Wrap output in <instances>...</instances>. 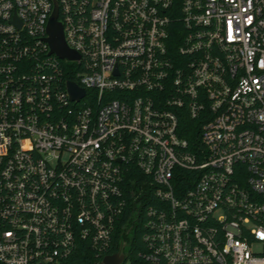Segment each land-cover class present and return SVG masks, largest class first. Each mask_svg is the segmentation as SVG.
<instances>
[{"label":"built area","instance_id":"obj_1","mask_svg":"<svg viewBox=\"0 0 264 264\" xmlns=\"http://www.w3.org/2000/svg\"><path fill=\"white\" fill-rule=\"evenodd\" d=\"M115 247L264 264V0H0V264Z\"/></svg>","mask_w":264,"mask_h":264},{"label":"water","instance_id":"obj_2","mask_svg":"<svg viewBox=\"0 0 264 264\" xmlns=\"http://www.w3.org/2000/svg\"><path fill=\"white\" fill-rule=\"evenodd\" d=\"M45 42L48 44L50 54H54L59 59L78 60V55L65 44L62 27L57 22L56 8L47 23ZM66 87L72 101H78L84 96V91L78 88L74 82L68 81ZM124 261V256L117 253L105 256L100 264H123Z\"/></svg>","mask_w":264,"mask_h":264},{"label":"trees","instance_id":"obj_3","mask_svg":"<svg viewBox=\"0 0 264 264\" xmlns=\"http://www.w3.org/2000/svg\"><path fill=\"white\" fill-rule=\"evenodd\" d=\"M74 64H72L73 66ZM69 78L73 79V76H69ZM187 123V122H186ZM188 123H189V120H188ZM133 246H134V249L136 248V251L140 248L139 247V237H138V234H136L135 238H134V241H133ZM136 246V247H135ZM117 252V248H112L111 250L108 251L107 255H112L114 253ZM96 263V259L94 258V256H89L87 259L79 262L78 264H95Z\"/></svg>","mask_w":264,"mask_h":264},{"label":"flooded vegetation","instance_id":"obj_4","mask_svg":"<svg viewBox=\"0 0 264 264\" xmlns=\"http://www.w3.org/2000/svg\"><path fill=\"white\" fill-rule=\"evenodd\" d=\"M126 248H124V249H122V250H120L119 251V254H122L123 256H124V259H125V255H124V252H126ZM115 254H117V253H115ZM112 255H114V254H112Z\"/></svg>","mask_w":264,"mask_h":264},{"label":"rangeland","instance_id":"obj_5","mask_svg":"<svg viewBox=\"0 0 264 264\" xmlns=\"http://www.w3.org/2000/svg\"><path fill=\"white\" fill-rule=\"evenodd\" d=\"M125 264H129V263H125Z\"/></svg>","mask_w":264,"mask_h":264}]
</instances>
